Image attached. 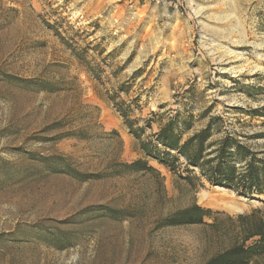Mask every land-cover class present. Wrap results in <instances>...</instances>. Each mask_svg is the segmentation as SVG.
Returning a JSON list of instances; mask_svg holds the SVG:
<instances>
[{
  "label": "rangeland",
  "instance_id": "1",
  "mask_svg": "<svg viewBox=\"0 0 264 264\" xmlns=\"http://www.w3.org/2000/svg\"><path fill=\"white\" fill-rule=\"evenodd\" d=\"M120 101L136 127L151 121L142 139L179 112L192 116L186 136L218 117L213 139L238 133L264 149L250 138L264 133L252 114L264 113V0H0V264H205L233 243L235 218L264 203L153 162L161 178L108 176L113 161L142 156ZM47 156L101 177L52 173ZM192 204L220 215L159 227Z\"/></svg>",
  "mask_w": 264,
  "mask_h": 264
},
{
  "label": "trees",
  "instance_id": "2",
  "mask_svg": "<svg viewBox=\"0 0 264 264\" xmlns=\"http://www.w3.org/2000/svg\"><path fill=\"white\" fill-rule=\"evenodd\" d=\"M28 84L37 91L56 90L52 84L43 81L34 80ZM115 106L129 134L138 141L142 156L130 163L113 161L108 176L143 173L161 178L160 172L150 164L153 162L190 184L194 179L198 180L193 177L197 171L210 185L226 186L248 197H264V149L239 140L238 133H223L220 138L213 139L221 133L218 126L220 118L211 117L204 128L186 136L192 129V116L185 117L176 112L165 122L158 121V130L142 139L145 129H151V121L145 120L143 127H136L137 120L131 119L130 106L122 101ZM252 114L264 117L262 111ZM155 115L152 113V116ZM113 134L118 137L116 133ZM70 136L85 138L82 131ZM250 138H264V133ZM39 161L48 171L64 174L79 182L101 177L100 174L80 173L63 157H39ZM219 215L218 212L192 204L164 217L159 221V227L206 225L205 219H215ZM234 222L237 233L233 243L209 257L205 264H251L264 258V203L248 214L238 215Z\"/></svg>",
  "mask_w": 264,
  "mask_h": 264
},
{
  "label": "bare ground",
  "instance_id": "3",
  "mask_svg": "<svg viewBox=\"0 0 264 264\" xmlns=\"http://www.w3.org/2000/svg\"><path fill=\"white\" fill-rule=\"evenodd\" d=\"M218 190H219V188L218 187H216ZM215 189V188H214ZM200 200H207V201H209V199H208V195H207V193L206 192H202V194H200ZM211 205H213V206H220V205H222V203H218L217 201H215L214 199L213 200H211L210 202H209ZM231 211H236V208H229Z\"/></svg>",
  "mask_w": 264,
  "mask_h": 264
}]
</instances>
